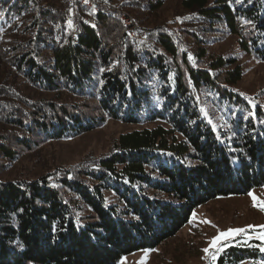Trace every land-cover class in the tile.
Listing matches in <instances>:
<instances>
[{
  "label": "trees",
  "instance_id": "trees-1",
  "mask_svg": "<svg viewBox=\"0 0 264 264\" xmlns=\"http://www.w3.org/2000/svg\"><path fill=\"white\" fill-rule=\"evenodd\" d=\"M91 1L93 28L86 4L0 0V264H116L198 206L264 185V100L237 89L235 55L210 49L233 36L264 63V0H175L168 21L167 0ZM110 122L130 129L104 154L46 159ZM244 261L264 264L259 240L217 264Z\"/></svg>",
  "mask_w": 264,
  "mask_h": 264
},
{
  "label": "rangeland",
  "instance_id": "rangeland-1",
  "mask_svg": "<svg viewBox=\"0 0 264 264\" xmlns=\"http://www.w3.org/2000/svg\"><path fill=\"white\" fill-rule=\"evenodd\" d=\"M174 4L175 0L166 1L162 11L164 20L172 19ZM175 20L180 21L178 18ZM210 49L224 55H235L243 68V78L236 85L237 89L247 96L258 94L264 100V63L240 52L233 36L227 35ZM129 129V126L110 122L76 138L52 143L46 149V159L50 163L69 164L88 153L102 155L108 150L113 138ZM32 165L34 172L38 166L34 162ZM250 192L257 197L258 202H264V185ZM250 192L217 197L198 206L188 222L174 236L154 248H143L123 255L116 264H217L218 257L226 246L251 239L259 240L261 248L264 249V210L260 206H254ZM230 229L244 231L221 239L215 248L210 246L213 238ZM205 248H209L208 253L203 251ZM144 250L150 251L145 255ZM214 255L215 260L212 259ZM239 264L251 262L244 261Z\"/></svg>",
  "mask_w": 264,
  "mask_h": 264
},
{
  "label": "snow or ice",
  "instance_id": "snow-or-ice-1",
  "mask_svg": "<svg viewBox=\"0 0 264 264\" xmlns=\"http://www.w3.org/2000/svg\"><path fill=\"white\" fill-rule=\"evenodd\" d=\"M189 59H192V57L189 56ZM249 195L252 196V199H253V202H254V206H260V207H261V210H264V202H258V201H257V197L254 196L251 192L249 193ZM193 217L195 218V213L193 214ZM190 222H191V221H190ZM205 222H206V223H210V221H205ZM250 227H251V226H250ZM243 231H244V229H234V230L230 229V230H228L227 232H222V233H220L219 236L213 238V240L211 241V245H210V246L213 247V248H215V247L217 246L218 242H219L221 239L226 238V237H228V236H231V235H233V234H235V233L243 232ZM262 238H264V237H262ZM217 250L219 251L220 249H217ZM149 251H150V250H144L145 255H147ZM203 251H204L205 253H208V252H209V248H205V249H203ZM212 259L215 260V259H216V256L214 255V256L212 257Z\"/></svg>",
  "mask_w": 264,
  "mask_h": 264
},
{
  "label": "built area",
  "instance_id": "built-area-1",
  "mask_svg": "<svg viewBox=\"0 0 264 264\" xmlns=\"http://www.w3.org/2000/svg\"><path fill=\"white\" fill-rule=\"evenodd\" d=\"M75 1H83V2H90L91 3V9H95L96 6L93 4V2L91 0H73V2ZM120 15L123 17V20H125L128 24V31L127 33H132L134 34V36L136 35H143L144 34V30L136 28L134 25H132L131 20L129 18H126L121 12ZM85 21H90L91 22V12L85 17L84 19ZM65 23H67L68 27H72V29L74 28V22H73V18L70 14H66V21ZM176 23L178 24V21H176Z\"/></svg>",
  "mask_w": 264,
  "mask_h": 264
},
{
  "label": "bare ground",
  "instance_id": "bare-ground-1",
  "mask_svg": "<svg viewBox=\"0 0 264 264\" xmlns=\"http://www.w3.org/2000/svg\"><path fill=\"white\" fill-rule=\"evenodd\" d=\"M72 1H73V0H72ZM75 2H77V3H79V4H86V5H88L89 7H91V3H90V2H83V1H75ZM93 13H97V7H96L95 9H92V12H91V22H90V21H85V23H86L88 26L92 27V28H93V26H95V24H96L95 19H94V17H93ZM121 13H122L126 18H129V19L131 20L132 25L135 26V24H134V22H133V20H132V17H131V15L128 14V12H126V11H122ZM120 18H121V21L123 22V24H124V26H125V28H126V31H128V24H127V22H126L125 20H123V17H122L121 15H120ZM178 23H180V21H178ZM128 35H129V36H133L134 34H132V33H128Z\"/></svg>",
  "mask_w": 264,
  "mask_h": 264
}]
</instances>
